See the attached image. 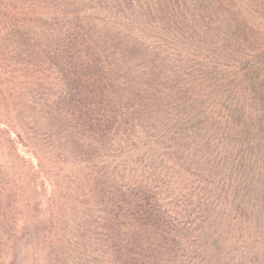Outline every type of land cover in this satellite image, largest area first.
Listing matches in <instances>:
<instances>
[{
    "label": "trees",
    "instance_id": "obj_1",
    "mask_svg": "<svg viewBox=\"0 0 264 264\" xmlns=\"http://www.w3.org/2000/svg\"><path fill=\"white\" fill-rule=\"evenodd\" d=\"M40 174L41 264H264V0H0V264Z\"/></svg>",
    "mask_w": 264,
    "mask_h": 264
},
{
    "label": "rangeland",
    "instance_id": "obj_2",
    "mask_svg": "<svg viewBox=\"0 0 264 264\" xmlns=\"http://www.w3.org/2000/svg\"><path fill=\"white\" fill-rule=\"evenodd\" d=\"M11 137L15 138L14 134L11 133ZM17 146L20 155L23 156L26 160H28L29 163L34 168L38 169L37 160L32 150H30L28 147H24L20 143H18ZM32 189L34 190L32 196L35 200V203L40 206L39 215L37 217L32 218V214L28 213L30 218H26V217L18 218L19 225L21 226L20 229L32 234V237L31 239H29V242L25 240L21 244L20 252L18 256L19 264H29L35 256L40 258L39 260L41 264L43 258L36 245L37 241L35 235L36 234L35 227L39 226L41 222H43L47 217V207L52 193V186L45 178V176L40 174L36 184H34V186L32 185L30 186V190Z\"/></svg>",
    "mask_w": 264,
    "mask_h": 264
}]
</instances>
